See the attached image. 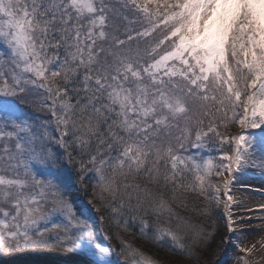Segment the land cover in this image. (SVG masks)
<instances>
[{
  "label": "snow or ice",
  "instance_id": "snow-or-ice-1",
  "mask_svg": "<svg viewBox=\"0 0 264 264\" xmlns=\"http://www.w3.org/2000/svg\"><path fill=\"white\" fill-rule=\"evenodd\" d=\"M37 103L51 121L20 116V105ZM215 120L238 122L242 131L228 138ZM216 141L234 145L221 149L218 162L190 152ZM261 146L264 0H0V253L61 246L85 254L84 264H121L73 211L69 190L87 195L91 186L96 212L105 209L126 229L138 223L151 238L144 217L174 216L167 197L175 202L192 191L218 199L213 172L229 173L231 207L235 174L264 171V158L249 159ZM190 227L201 247L205 230ZM153 235L199 264L175 231L156 225ZM120 254L139 264L127 245Z\"/></svg>",
  "mask_w": 264,
  "mask_h": 264
},
{
  "label": "rangeland",
  "instance_id": "rangeland-1",
  "mask_svg": "<svg viewBox=\"0 0 264 264\" xmlns=\"http://www.w3.org/2000/svg\"><path fill=\"white\" fill-rule=\"evenodd\" d=\"M140 2L142 3L143 0H140ZM129 19L132 20L134 18L130 15ZM130 27H135L137 29V31L140 30L139 25L132 24V25H130ZM141 39H144V38H141ZM133 43H135V41ZM19 114L22 118H27L29 120V122L40 123L44 120H48V121L52 120L51 114L47 110L41 109L39 106V103H37L35 106H32V107L20 105L19 106ZM229 115H231V113H229ZM203 119H204V124H205V130H207V125H208V122L211 119V117L206 116V117H203ZM214 123L216 125H218L217 131H220L221 133H223L228 138H234V137L238 136L242 131V126L238 122L221 123L219 120H215ZM221 124H226V127H228L227 130L220 129ZM50 129H51L53 135L58 136V133H56V131H55V125L54 124L50 125ZM251 130H259V129L249 128L247 131L251 132ZM214 143H215V147L213 148V153H212V151H210L209 147H207V146L204 148L198 149V150L197 149H190V152L199 151L203 156H212L214 159V162H218L220 156L223 154L221 149L223 148L224 151H229V150H231V148H230V145H228L227 143H225L224 145H221L219 143V141H216ZM231 147L233 148L234 145H231ZM53 148L55 150L58 148V146L53 145ZM36 167L39 171H43V168L45 166L38 165ZM228 177H229V173L227 171L222 172L220 175H217L215 172H213L212 175L210 177H208V181L213 185L212 192L218 195V199H215V200H212L211 202H209V201H206L205 197L200 194V198L203 199V203L200 205V207H198V209H197V207L190 205L191 209L196 210V215H193L194 211L191 212L190 209H185L187 216H185L184 214H179L178 211L174 210L177 208L172 207V204L168 203V207L171 209L172 213L175 215L170 217V214L168 213V211L164 210L162 213H157L158 216L156 217L157 218L156 223L162 229L166 228V229H171V230L175 231L181 237V242L183 244H185V241H183V240H184V237H186V236L189 237V239L192 243V230H191L190 226L199 225L205 230V234L207 236L212 234L213 229L209 228L208 227L209 225H207L203 219L205 216L204 210L207 208H210L211 213H212V215H210V217H212V220L210 223H213L214 227L216 225H221L223 227V229L225 230V234L223 235V238H222L223 247L220 251V257L218 258L217 263L222 264L228 258H235V257L239 256V257H243L242 264H244V261H246V264H254L252 262V257H253V253H254L253 249L250 248L244 242V240L242 241L241 235H239L236 231H234L233 228L231 231H229V229H228V223L227 222H228V218H229V216H228L229 212L226 210V207H225L226 196L224 195V192H225L224 181L228 180ZM90 190H91V194H88L87 200L85 199L82 202L76 201L79 204L77 206H76V204H73V211L77 214V216L80 219H88L89 220V223L93 227L94 231L97 233V235L100 237V239L103 242L107 243L112 248L113 257L115 259L120 260L121 264H135V262L133 261V258L131 256H129L128 259H126V260L121 256L120 249L123 248L125 245L128 246V250L130 252L138 253V255L135 256V261H138L139 264H143V261L140 260L141 255H143L144 257H146L148 259L155 261L156 264H192L193 263L187 259L184 260L182 257L178 258L180 256H185V255H180V254L175 253L176 255H174V256H177V255H179V256H177V258H172V259L174 260V262H177V263H174V262L172 263L171 262L172 259H170V258L165 259L164 257H159L161 255H158V257H156V255L147 254L146 251L143 252V251L139 250L138 247L134 246L130 240H127V241L124 240L127 229L124 226H122L123 225L122 220H121L119 225L116 223V221H115V223L119 227V230H117L116 234H119L120 238L124 241V244L122 245L120 243V241L115 238L116 236H111L112 239L108 240L107 237H109V235H107L106 232L103 230V224L106 222V218H105L104 222H101L100 216H99V218H97V214L95 212L93 204L89 202L92 198V189H90ZM105 195L107 196V194H105ZM69 197H70V199L82 198V191L78 192V191H76L75 188H73L70 190ZM97 202L99 203L98 200H97ZM101 210H103V209L101 208ZM81 212L84 213L83 216H80ZM86 212H90L89 216L86 215L87 214ZM105 212H106V210H105ZM90 216H91V218H90ZM145 219L150 222V220L147 217ZM56 221L63 222V218L57 216L54 218V222H56ZM150 224H151V226H150L148 231H149V233L151 232V234L153 235L155 232V228H154L153 223L150 222ZM137 225L139 227V224H137ZM136 232L140 233L139 229H137ZM61 235H63V234H61ZM138 235H140V234H138ZM165 241L171 242L167 237H165L163 242H165ZM114 242L118 243L119 248H117L114 245ZM241 248L245 249L246 251H243V252L239 251V249H241ZM74 253L79 254V255H83L86 258V255L81 253L80 251H75ZM1 254H5V253H0V255ZM171 255H173V254H171Z\"/></svg>",
  "mask_w": 264,
  "mask_h": 264
},
{
  "label": "trees",
  "instance_id": "trees-1",
  "mask_svg": "<svg viewBox=\"0 0 264 264\" xmlns=\"http://www.w3.org/2000/svg\"><path fill=\"white\" fill-rule=\"evenodd\" d=\"M123 38V37H122ZM59 82V80L57 81ZM49 103V102H48ZM24 106V105H22ZM50 113V112H49ZM226 124H221L220 129L227 130ZM210 151L213 153V148L215 147V143L209 144ZM142 186H144L143 182ZM91 186H89L88 194H91ZM70 193V190H69ZM88 194L84 195L82 192V198H73L71 200L74 201V204L79 205L76 201H84L88 199ZM169 203L172 204V207H176L175 211H178L179 214H184L187 216L185 209H190L193 212V215H196V210L191 209L190 205L200 207L203 203V199L200 198V193L188 191L183 196L179 198L178 201H171V197L166 198ZM91 203L95 204L98 203L97 200L91 198ZM186 205V206H185ZM185 206V207H184ZM184 208V209H183ZM103 209V208H102ZM96 212V211H95ZM89 216L90 212H86ZM97 218L99 216H105L106 222L103 224V230L109 236H116L117 230L119 227L115 223V220H109L105 209L101 210L100 212H96ZM201 214V213H200ZM91 215V214H90ZM92 216V215H91ZM90 216V218H91ZM157 213L153 215L146 216L151 223H153L154 228L157 225ZM145 217V218H146ZM204 221L208 227L213 229L212 234H210L206 241H201V247H197L193 243H191L188 236L184 237L185 246H191L193 253L199 257V264H219L217 263L218 258L220 257V251L223 247V235L225 234V230L221 225L213 226V223H210L212 217L204 216ZM201 220V219H200ZM154 221V222H153ZM138 224V223H137ZM137 224H132L131 222L128 225L125 238L124 240H130L132 244L138 247L141 251H146L147 254H153L158 257H164L165 259H172L177 258L174 256L176 254L185 255L180 256L178 258H183L184 260H189L193 262L192 264H197V260L193 258H189L185 253L181 252V250L176 249L171 242H157L154 239V236L149 233L151 238H145L140 233H137V229H139ZM152 225V226H153ZM215 228V229H214ZM62 234V233H61ZM140 234V235H138ZM192 244V245H191ZM114 245L119 248L118 243L114 242ZM135 247V248H136ZM176 253V254H175ZM173 254V255H171ZM86 258L83 255L76 254L74 252L69 253L66 251L64 247L61 246H51V247H42V248H21L18 250H14L11 253H5L0 255V264H84ZM171 262L173 263L174 260L172 259ZM177 263V262H174ZM222 264H235V258H228Z\"/></svg>",
  "mask_w": 264,
  "mask_h": 264
},
{
  "label": "bare ground",
  "instance_id": "bare-ground-1",
  "mask_svg": "<svg viewBox=\"0 0 264 264\" xmlns=\"http://www.w3.org/2000/svg\"><path fill=\"white\" fill-rule=\"evenodd\" d=\"M250 133L257 139L261 136L259 130H251ZM250 152V161L264 158V146L259 150L253 147ZM228 195L233 198L231 207L226 209L232 214L233 230L253 249L252 262L264 264V171L249 166L236 173Z\"/></svg>",
  "mask_w": 264,
  "mask_h": 264
}]
</instances>
